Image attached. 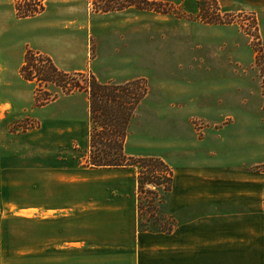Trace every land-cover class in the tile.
Here are the masks:
<instances>
[{
  "label": "crops",
  "instance_id": "0c3cea01",
  "mask_svg": "<svg viewBox=\"0 0 264 264\" xmlns=\"http://www.w3.org/2000/svg\"><path fill=\"white\" fill-rule=\"evenodd\" d=\"M168 1L182 3L188 12L199 10L197 0ZM216 1L227 12L264 7V0ZM63 9L56 3L45 5L42 13L30 17L28 35L8 46L13 62L3 64L11 75L5 76L4 67L0 70V213H9L0 215L5 225L0 227V254L34 257L32 264H264L263 172L236 177L203 168L190 151L178 150L179 160L165 154L173 173L171 190L164 193L172 223L167 231L144 229L138 223L136 175L125 191L121 177H92L90 172L100 167L74 164L76 145L86 143L87 148L86 92L58 94L36 109L38 128L7 132L6 117L26 111L33 101L32 81L22 79L25 87H15L21 83L25 47L48 55L64 71L86 70L89 53L78 30L87 24L82 14L69 18ZM95 182L101 186L99 196L76 197L78 186ZM26 189L39 192L35 203L9 198L11 191ZM27 209H35L34 217L17 214ZM11 220H34V247L11 245L16 238L8 227Z\"/></svg>",
  "mask_w": 264,
  "mask_h": 264
},
{
  "label": "rangeland",
  "instance_id": "374dc122",
  "mask_svg": "<svg viewBox=\"0 0 264 264\" xmlns=\"http://www.w3.org/2000/svg\"><path fill=\"white\" fill-rule=\"evenodd\" d=\"M149 1L152 2L42 0L44 6L40 12L19 17L15 6L17 0H0V70L5 66L3 62H13V53L8 54V51L11 52L8 46L13 41H22L23 36L31 30L29 18L42 13L45 5L54 3L62 5L64 9L68 7L63 13L69 18H79L82 14L87 25L78 31H83L84 48L89 53L85 71H66L82 73L74 77L80 89L67 92L68 85L64 82L58 86L52 82L55 79L40 81L37 76H33V79L28 80L20 74L21 83L15 87H25L22 79L32 81L28 87L32 90L33 101L26 111H15L6 117L7 132L20 133L38 128L40 119L37 118L39 113L36 109L55 100L58 94L84 91L86 94L82 93L88 96L87 83L93 76L101 82L141 78L147 92L128 123L125 137L127 153L161 158L167 154L179 160L181 155L177 151L185 150L200 160L203 168H214L221 174L228 171L239 177L243 173L250 175L251 172H262L264 101L249 34H256L257 29L251 27V15L254 14L264 48V7L243 9V13L233 10V13H237L233 22L214 24L203 22L198 12H188L182 3ZM129 2L135 5H128ZM101 7L111 8L108 11L129 7L135 10L132 14H102L107 11L99 10ZM4 72L5 76L11 75L8 67ZM2 126L0 121V133ZM85 144L75 147L74 164L77 166H87ZM90 173L96 178L121 177L125 191L135 183L136 173L131 167H100ZM100 187L99 182L78 186L76 197L82 198L88 194L99 196ZM37 194L39 192L34 189L13 190L9 198L35 203ZM158 198L160 201L157 202ZM143 204L145 207L143 205L142 210H138L139 227L164 229L171 225L172 216L167 213L165 194L161 193L153 206L146 208L145 201ZM15 210L13 207L12 211ZM5 214L9 213H0ZM17 214L34 217L35 209L20 210ZM1 225L4 229V223L1 222ZM8 227L16 236L11 241L12 246L34 247V220H11ZM19 255L17 252L0 254V264L34 263V257L22 258Z\"/></svg>",
  "mask_w": 264,
  "mask_h": 264
},
{
  "label": "trees",
  "instance_id": "16d2710c",
  "mask_svg": "<svg viewBox=\"0 0 264 264\" xmlns=\"http://www.w3.org/2000/svg\"><path fill=\"white\" fill-rule=\"evenodd\" d=\"M142 1L152 2L149 0ZM136 3L139 4V2ZM197 4L198 17L206 23H230L237 15V13L222 11L216 0H197ZM128 5L135 4L129 2ZM15 6L19 17H27L40 12L44 5L42 0H17ZM150 8L154 9V7ZM99 10L108 11L111 8L101 7ZM251 20V27L257 29L256 34L249 35L252 38L251 47L255 53L254 66L260 77L261 94L264 101V48L260 42L254 14L251 15ZM20 74L28 80L33 79V76H37L40 81L55 79L52 82L58 86L60 82H64L68 85V87L66 86L67 92L81 88L74 77L81 76L82 73L61 71L49 57L40 55V53L30 48H26L24 52ZM87 84L89 127L86 165L90 167L134 168L136 171L137 209L142 210L144 201L146 208L150 205L153 206L156 198L161 193L164 194L171 190L172 169L160 156H135L127 153L125 149V137L129 120L147 92L144 80L136 78L124 82H101L93 76ZM261 171L264 173V163ZM151 187L154 189H151ZM149 194H152L153 197ZM158 201H160V198H158ZM169 229L170 226L159 230L167 231Z\"/></svg>",
  "mask_w": 264,
  "mask_h": 264
}]
</instances>
